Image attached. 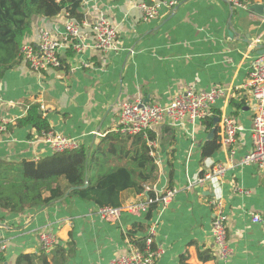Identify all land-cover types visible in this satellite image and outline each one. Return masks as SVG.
Returning <instances> with one entry per match:
<instances>
[{"label":"crops","instance_id":"crops-1","mask_svg":"<svg viewBox=\"0 0 264 264\" xmlns=\"http://www.w3.org/2000/svg\"><path fill=\"white\" fill-rule=\"evenodd\" d=\"M144 1L149 0H82L85 42H92L91 26L106 19L117 28L119 51L104 55L89 49L79 56L68 52L62 69L41 74L21 62L0 78V122L8 124L0 134V162L38 161L54 153L34 128L17 125L32 105L40 106L53 131L93 149L108 134L117 133L124 102L143 99L167 105L188 88L208 92L222 86L229 94L217 102L212 117L185 120L180 126L164 122L149 131L159 171L151 187L158 193L176 188V197L166 207L158 206L151 220L148 213L124 211L120 222L105 221L94 203L69 196L22 213L0 209L3 264H14L21 254L43 252L40 234L48 229L66 250L64 260L54 251L48 254L52 264H109L130 252L132 238L146 237L153 220L158 221L155 247L163 252L157 264H223L212 236L213 198L222 199L228 215L230 264H264V224L253 223L251 217L264 218V170L239 164L253 149L257 108L246 84L258 55L244 39L256 44L264 34V1L254 0L245 10L223 0H183L149 22L137 8ZM66 21L65 12L52 18L34 16L25 42L36 43L41 30L60 39ZM230 24L238 37H230ZM225 116L235 117L239 128L234 166L220 182L198 184L201 170L227 160L221 148L211 157L202 156L207 142L221 139ZM209 119L210 129L204 124ZM145 199L146 193L127 191L122 207Z\"/></svg>","mask_w":264,"mask_h":264},{"label":"built area","instance_id":"built-area-1","mask_svg":"<svg viewBox=\"0 0 264 264\" xmlns=\"http://www.w3.org/2000/svg\"><path fill=\"white\" fill-rule=\"evenodd\" d=\"M183 0H149L138 4L137 8L142 13V20L149 22L157 19L162 10H172L181 4ZM234 8L247 10L249 5L241 3L240 0H223ZM64 32L59 38H55L49 31L41 30L37 35L36 43H25L21 48L22 62L32 71L43 73L49 70H59L64 67L63 55L71 52L76 56L84 54L93 49L101 54L119 51L117 28L108 20L100 19L91 26V44H87L83 35V24L78 23L68 14ZM83 67L90 65L82 62ZM256 101V114L253 119L252 151L243 157L239 164L243 166H256L264 170V55L256 56L250 65L249 81L246 84ZM228 89L215 86L208 92H199L194 88H188L176 95L167 105L156 102L137 99L124 102L120 108V127L117 133L123 137H134L143 135L150 148V156L155 157L156 143L149 139V131L164 122H170L174 126H180L185 120L197 122L213 116V108L222 99L228 97ZM7 122H0V134L7 131ZM220 145L226 153L227 160L215 164L209 170H201L198 184L205 182H220L229 168H232L235 144L238 134V125L235 117L225 116L220 124ZM42 140L47 143L54 153H64L82 148L81 143L75 139L59 134L52 129L41 135ZM243 194H248L238 188ZM154 195L150 197L148 193ZM146 199L127 204L124 207H98L97 213L102 220L109 222H120L124 211L140 214L149 213L153 204L166 207L178 193V189H168L158 193L151 186L145 187ZM144 194V193H143ZM211 206L214 210L212 222V236L214 245L223 264H230L233 249L228 239V215L220 198H213ZM253 223L264 224V218L259 214H251ZM158 221H151L145 238V248L140 249L130 246V252L118 256L109 264H157L162 251L155 247ZM58 244V238L52 229L44 230L40 234L41 251L50 254ZM155 247V248H154ZM2 246L0 245V253Z\"/></svg>","mask_w":264,"mask_h":264},{"label":"trees","instance_id":"trees-1","mask_svg":"<svg viewBox=\"0 0 264 264\" xmlns=\"http://www.w3.org/2000/svg\"><path fill=\"white\" fill-rule=\"evenodd\" d=\"M240 2L250 5L254 0ZM81 4L82 0H0V78L22 62L21 48L31 34L34 16L52 18L65 12L82 24ZM204 124L210 129L213 120L204 121ZM17 125L32 127L40 135L51 130L47 118L36 104L17 121ZM149 139L153 138L149 136ZM129 141H132L131 147L128 146ZM219 141L215 137L205 144L203 158L218 151L221 147ZM158 175V166L150 156V148L143 135L126 138L110 133L93 149L83 146L75 151L53 153L38 161L0 162V209L22 213L44 208L62 200L70 188L85 184L88 187L77 189L69 197L92 202L97 207L120 208L125 192L145 193V187L152 186ZM148 194L154 196L152 192ZM157 208V204L151 205L148 220ZM145 238H132L131 244L144 249ZM65 253L66 250L58 243L54 249L55 257L64 260ZM48 257L44 252L21 254L14 264H52ZM201 258L205 260L203 255ZM4 262L5 258L0 255V263Z\"/></svg>","mask_w":264,"mask_h":264},{"label":"water","instance_id":"water-1","mask_svg":"<svg viewBox=\"0 0 264 264\" xmlns=\"http://www.w3.org/2000/svg\"><path fill=\"white\" fill-rule=\"evenodd\" d=\"M253 8H255V9H262L263 6L262 5H255ZM229 35L232 38L235 37V36L238 37V33L236 32V30L234 29V27L232 26V24H230ZM257 39H258L259 42L256 43V44H255V42L253 40H251V38L244 39V41L248 45H254V48L253 49H254V52L257 53V55H264V34L263 35H259ZM215 121L218 123L219 119L216 118ZM214 132L215 131H213L211 133L210 137H212L214 135ZM86 187H88V184H85V186L79 187V188H75V187L70 188L68 190V192L66 193V195L64 196L63 200H65L72 192L76 191L77 189H84Z\"/></svg>","mask_w":264,"mask_h":264}]
</instances>
